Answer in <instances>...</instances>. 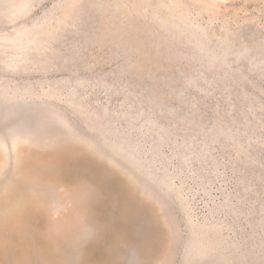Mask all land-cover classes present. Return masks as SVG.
<instances>
[{
    "label": "rangeland",
    "instance_id": "obj_1",
    "mask_svg": "<svg viewBox=\"0 0 264 264\" xmlns=\"http://www.w3.org/2000/svg\"><path fill=\"white\" fill-rule=\"evenodd\" d=\"M0 264H264V0H0Z\"/></svg>",
    "mask_w": 264,
    "mask_h": 264
}]
</instances>
